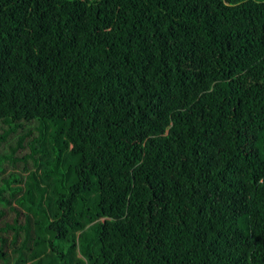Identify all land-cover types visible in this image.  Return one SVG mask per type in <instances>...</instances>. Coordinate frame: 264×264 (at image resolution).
Segmentation results:
<instances>
[{
  "label": "trees",
  "instance_id": "obj_1",
  "mask_svg": "<svg viewBox=\"0 0 264 264\" xmlns=\"http://www.w3.org/2000/svg\"><path fill=\"white\" fill-rule=\"evenodd\" d=\"M0 165V264H264V0H0Z\"/></svg>",
  "mask_w": 264,
  "mask_h": 264
},
{
  "label": "rangeland",
  "instance_id": "obj_2",
  "mask_svg": "<svg viewBox=\"0 0 264 264\" xmlns=\"http://www.w3.org/2000/svg\"><path fill=\"white\" fill-rule=\"evenodd\" d=\"M0 167H2L1 165H0ZM3 168V167H2ZM12 170H17L18 169V167H10ZM15 174H19V172H15V173H13L12 175H15Z\"/></svg>",
  "mask_w": 264,
  "mask_h": 264
}]
</instances>
